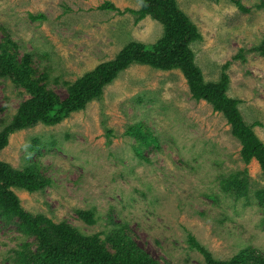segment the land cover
<instances>
[{
  "label": "rangeland",
  "instance_id": "374dc122",
  "mask_svg": "<svg viewBox=\"0 0 264 264\" xmlns=\"http://www.w3.org/2000/svg\"><path fill=\"white\" fill-rule=\"evenodd\" d=\"M240 1L247 13L229 0L177 3L201 35L190 46L206 83L228 75V96L240 101L246 124H261L254 132L264 143V57L253 52L264 40V0ZM107 2L121 12L140 8L137 0H0V44L18 61L30 55L33 79L65 100L67 84L115 60L128 44L152 46L163 37V26L150 17L136 24L133 14L100 10ZM30 98L0 77V132ZM137 122L159 143L142 151L143 158L127 134ZM36 139L47 148L33 153ZM240 150L226 117L192 99L180 70L134 64L84 110L54 126L11 134L0 162L19 170L34 162L51 181L37 193L10 189L28 213L103 240L122 227L161 264H207L190 247V235L217 261L249 249L264 254V209L253 199L264 189V175L256 160H241ZM235 173L248 179L247 198L236 200L220 186L222 174ZM80 211L93 212L94 224ZM17 222L0 220V264H12L13 251L34 242Z\"/></svg>",
  "mask_w": 264,
  "mask_h": 264
},
{
  "label": "trees",
  "instance_id": "16d2710c",
  "mask_svg": "<svg viewBox=\"0 0 264 264\" xmlns=\"http://www.w3.org/2000/svg\"><path fill=\"white\" fill-rule=\"evenodd\" d=\"M137 1L140 8L136 11L127 9L121 12L109 2L99 9L115 11L120 15L133 14L136 24L150 17L163 26V37L152 46L134 42L128 44L115 60L102 63L73 84H67L69 94L65 100H60L45 84L33 79L30 55L18 61L0 44V77L11 79L31 95L29 100L20 105L10 125L0 132V151L8 146L9 138L15 132L33 128L39 123L54 126L70 114L84 110L90 102L101 99L104 88L113 83L122 71L136 64L160 71L180 70L187 80L192 99L206 102L214 112L226 117L231 125L232 136L241 145V160L247 165L256 160L264 175V143L254 132V128L261 124H246L239 109L240 101L231 99L227 94L230 83L227 74L223 73L220 83H206L202 70L195 64V54L190 46L192 42L201 40L197 26L179 8L177 0ZM229 1L240 11H249L240 0ZM30 19L37 22L45 20V17L31 15ZM253 52L264 57V40ZM46 79L47 75L43 77V80ZM127 134L136 139L134 150L139 158H143L142 151L151 146L159 147L157 138L141 122L130 126ZM32 146L34 153L47 148V143L36 139ZM241 176L235 173L222 174L220 177L224 193L234 196L236 200L249 196L248 179ZM50 184L51 181L44 177L39 165L34 162L23 170L0 162V220L7 223L17 220L19 233L28 240L34 239V242H22L13 251L12 264H161L125 236L122 227L114 234H106L105 240L101 239L100 234L86 235L67 222L57 224L43 215L26 212L10 190L15 187L37 193ZM253 196L264 209V189L254 191ZM79 215L88 224H94L93 212L80 211ZM188 242L193 250L203 255L207 264H264V254L253 249L242 251L230 260L217 261L192 235Z\"/></svg>",
  "mask_w": 264,
  "mask_h": 264
}]
</instances>
